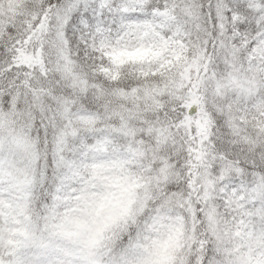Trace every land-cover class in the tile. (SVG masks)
I'll use <instances>...</instances> for the list:
<instances>
[{
  "label": "snow or ice",
  "instance_id": "1",
  "mask_svg": "<svg viewBox=\"0 0 264 264\" xmlns=\"http://www.w3.org/2000/svg\"><path fill=\"white\" fill-rule=\"evenodd\" d=\"M0 264H264V0H0Z\"/></svg>",
  "mask_w": 264,
  "mask_h": 264
}]
</instances>
